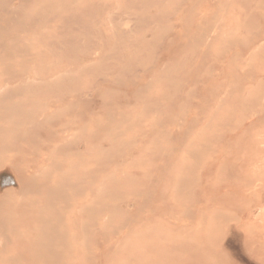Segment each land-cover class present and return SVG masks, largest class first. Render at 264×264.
Returning <instances> with one entry per match:
<instances>
[{
  "label": "rangeland",
  "instance_id": "rangeland-1",
  "mask_svg": "<svg viewBox=\"0 0 264 264\" xmlns=\"http://www.w3.org/2000/svg\"><path fill=\"white\" fill-rule=\"evenodd\" d=\"M0 264H264V0H0Z\"/></svg>",
  "mask_w": 264,
  "mask_h": 264
}]
</instances>
